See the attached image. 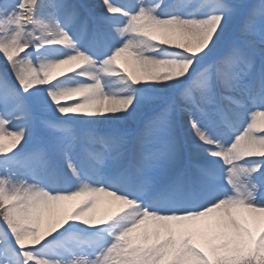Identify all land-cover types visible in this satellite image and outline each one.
<instances>
[{
    "label": "snow or ice",
    "instance_id": "snow-or-ice-1",
    "mask_svg": "<svg viewBox=\"0 0 264 264\" xmlns=\"http://www.w3.org/2000/svg\"><path fill=\"white\" fill-rule=\"evenodd\" d=\"M0 62V264H264V0H0Z\"/></svg>",
    "mask_w": 264,
    "mask_h": 264
},
{
    "label": "rangeland",
    "instance_id": "rangeland-1",
    "mask_svg": "<svg viewBox=\"0 0 264 264\" xmlns=\"http://www.w3.org/2000/svg\"><path fill=\"white\" fill-rule=\"evenodd\" d=\"M0 63H2V62H0ZM10 75H11V73H9Z\"/></svg>",
    "mask_w": 264,
    "mask_h": 264
}]
</instances>
